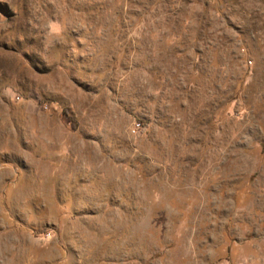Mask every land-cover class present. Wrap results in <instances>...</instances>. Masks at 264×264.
<instances>
[{
	"label": "rangeland",
	"instance_id": "374dc122",
	"mask_svg": "<svg viewBox=\"0 0 264 264\" xmlns=\"http://www.w3.org/2000/svg\"><path fill=\"white\" fill-rule=\"evenodd\" d=\"M0 264H264V0H0Z\"/></svg>",
	"mask_w": 264,
	"mask_h": 264
},
{
	"label": "built area",
	"instance_id": "2783aa9c",
	"mask_svg": "<svg viewBox=\"0 0 264 264\" xmlns=\"http://www.w3.org/2000/svg\"><path fill=\"white\" fill-rule=\"evenodd\" d=\"M140 128H141V122H137V123L135 124L134 131H137V130L140 129Z\"/></svg>",
	"mask_w": 264,
	"mask_h": 264
}]
</instances>
